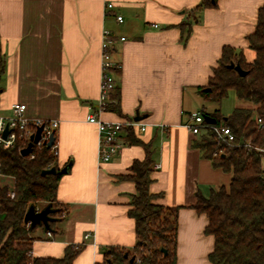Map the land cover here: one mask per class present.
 Here are the masks:
<instances>
[{
  "label": "crops",
  "instance_id": "crops-1",
  "mask_svg": "<svg viewBox=\"0 0 264 264\" xmlns=\"http://www.w3.org/2000/svg\"><path fill=\"white\" fill-rule=\"evenodd\" d=\"M201 1L0 0V47L6 61L0 115H11L20 103L30 118L60 121L57 165L70 166L57 192L67 212L52 233L34 230V257L62 258L74 246L82 248L74 264H102L109 248L135 249L136 223L128 213L136 186L120 178L148 154L132 143L133 135L152 145L150 190L163 194L156 203L180 208L178 264H212L215 239L205 234L207 216L193 206L198 195L208 198L228 188L232 173L203 156L195 146L199 136L188 125L204 100L199 88L210 84L224 48L242 53L248 63L255 60L247 37L264 0H218L217 8L197 10ZM108 3L115 7L108 10ZM105 30L117 38L112 59L120 68L113 72L111 101L99 112ZM116 105L122 115L113 110ZM92 114L111 122L140 116L138 122L147 128H124L120 153L100 164L99 132L88 123ZM15 184L0 172V187Z\"/></svg>",
  "mask_w": 264,
  "mask_h": 264
},
{
  "label": "trees",
  "instance_id": "trees-1",
  "mask_svg": "<svg viewBox=\"0 0 264 264\" xmlns=\"http://www.w3.org/2000/svg\"><path fill=\"white\" fill-rule=\"evenodd\" d=\"M218 0H202L197 10L217 8ZM255 30L247 37L248 45L256 53L252 63L246 62L242 53L226 47L207 87L199 88L205 101L221 104L233 91L242 106L236 107L228 117L220 110L202 113L216 119L217 126L230 127L236 136L235 145L216 138L208 130L199 135L195 146L203 156L211 160L215 168L232 173L230 186L211 192L210 196L198 195L193 208L205 214L208 225L205 234L215 239V247L209 255L212 264H264V5L258 10ZM185 27V24H181ZM190 34V30L188 31ZM240 64L248 72L244 77L228 66ZM6 72V61L0 47V83ZM211 91L206 92L205 89ZM1 90V88H0ZM119 106L113 110L122 115ZM262 119L263 125L258 123ZM133 144L147 151L144 161H135L130 174L120 179L135 183L136 194L132 197L130 218L136 223L137 244L132 251L112 247L105 252L102 264H178V215L180 208L159 205L156 201L163 194H154L150 186L154 179L152 145L130 135ZM250 144V147L246 145ZM25 144L14 148L0 144V172L15 181L13 189L0 187V264H74L81 247L69 246L62 258L34 257V230L44 228L48 233L67 212L66 206L57 201L60 181L64 177L57 165V156L46 146L34 147L31 156L23 157ZM57 168L56 174L43 175V171ZM50 168V169H51ZM14 194V197L11 194ZM47 202L54 211L49 228L31 227L25 216L31 206ZM45 207H40L41 209ZM163 250H166V254ZM128 253V257L125 254ZM135 261L131 262V258Z\"/></svg>",
  "mask_w": 264,
  "mask_h": 264
},
{
  "label": "built area",
  "instance_id": "built-area-1",
  "mask_svg": "<svg viewBox=\"0 0 264 264\" xmlns=\"http://www.w3.org/2000/svg\"><path fill=\"white\" fill-rule=\"evenodd\" d=\"M115 7L113 3H108L107 9L112 10ZM117 21L123 23L122 16H117ZM102 36L101 44V57H102V76L100 84L99 96V112H104L111 101V92L113 90L115 79L113 72L120 68L113 59L112 54L115 51V43L117 38L109 30H105ZM121 41H125L124 37L120 38ZM27 106L25 104H14L12 113L9 116L0 115V144H3L7 148H14L19 142L25 144V148L31 142V137L37 133L38 128L43 127L42 139L34 147L42 148L47 146L50 137L54 131H57L60 121L58 120H45L41 118H30L26 115ZM192 124L188 127L195 135L204 134L207 130V124L204 115L195 113L191 115ZM88 123L96 125L99 132V144H98V158L99 163L110 162L114 157L120 153L123 144L120 142V134L124 128H138L142 131L146 130V126L135 120H127L122 122L105 121L98 114H92L88 117ZM258 123L263 125L262 119H258ZM212 131L216 135V138L229 145H235L236 136L230 127L217 126V124H210ZM8 132L7 138L4 137L5 132ZM57 140L55 145L51 148L53 153L58 155ZM250 147V144L246 145ZM264 154V149H258ZM32 158L34 155L30 154ZM49 166L48 169H50ZM158 168V166L156 167ZM14 197V194H11ZM40 207H37V211H41ZM90 235L86 236L88 239Z\"/></svg>",
  "mask_w": 264,
  "mask_h": 264
},
{
  "label": "water",
  "instance_id": "water-1",
  "mask_svg": "<svg viewBox=\"0 0 264 264\" xmlns=\"http://www.w3.org/2000/svg\"><path fill=\"white\" fill-rule=\"evenodd\" d=\"M229 68L231 69H235L238 74L242 77L246 76L248 74L247 71H245L243 68H241V65L240 64H235V63H231L229 66ZM206 92H209L211 91L210 88H206L205 89ZM204 118L206 120L207 123L209 124H217V121L216 119L212 118L211 116L209 115H204ZM141 118L140 116H137L136 117V121H140ZM42 132H43V127H40L38 128L37 130V133L31 137V142L28 144V146L26 148H24L22 151H21V155L23 157H28L30 156V154L33 152L34 150V146L36 144H38L40 141H41V137H42ZM7 135H8V132L6 131L5 132V135L4 137L7 138ZM57 140V136H56V131H54L50 137V140L47 144V146L49 148H52L54 145H55V142ZM69 168L70 166H67L65 167L64 169H61V173L62 174H67L69 172ZM58 172L57 168L53 167L49 170H45L43 171V175H48V174H56ZM54 211V209L51 208V206H47L45 208H43L40 212L37 211L36 207L33 205L29 208L26 216H25V222L27 224H30L31 227H36V226H45L46 229H48L50 226V222L53 220L51 217H50V214ZM166 254V250H163ZM128 253L125 254V257H128ZM135 261V257H132L131 258V262H134Z\"/></svg>",
  "mask_w": 264,
  "mask_h": 264
},
{
  "label": "rangeland",
  "instance_id": "rangeland-1",
  "mask_svg": "<svg viewBox=\"0 0 264 264\" xmlns=\"http://www.w3.org/2000/svg\"><path fill=\"white\" fill-rule=\"evenodd\" d=\"M242 106V103L238 101L236 98V95L233 91L229 93V96L226 98V100H223L221 104L216 103V102H210V101H205L203 99L200 100V106L199 109L197 110L201 115H204L202 113L203 107H206V112L207 113H212L215 110H220L222 116L228 117L233 110L238 107ZM264 161V159H263ZM263 163V168H264V162ZM48 203L47 202H39L37 205L39 207H45Z\"/></svg>",
  "mask_w": 264,
  "mask_h": 264
}]
</instances>
